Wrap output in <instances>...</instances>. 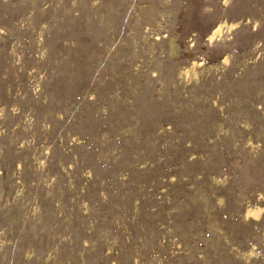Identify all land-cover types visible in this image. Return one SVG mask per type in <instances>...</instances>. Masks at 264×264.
Wrapping results in <instances>:
<instances>
[{"label": "rangeland", "instance_id": "rangeland-1", "mask_svg": "<svg viewBox=\"0 0 264 264\" xmlns=\"http://www.w3.org/2000/svg\"><path fill=\"white\" fill-rule=\"evenodd\" d=\"M0 113V264L264 252V0H0Z\"/></svg>", "mask_w": 264, "mask_h": 264}, {"label": "clouds", "instance_id": "clouds-1", "mask_svg": "<svg viewBox=\"0 0 264 264\" xmlns=\"http://www.w3.org/2000/svg\"><path fill=\"white\" fill-rule=\"evenodd\" d=\"M226 5V4H225ZM236 25L228 26V22L224 21L221 24H218L216 27H214L211 32L206 36V40L208 43L206 44L207 49L214 47L215 42L217 40H227L231 41L233 39V36L231 33L234 31V28ZM255 30V26L253 28ZM197 33H193L192 36L188 38V47L189 48H196L198 41L196 39ZM259 46V45H257ZM207 52V51H206ZM199 58L193 59L190 63V65L184 66L181 68L180 72L178 73V78L187 81L188 83L191 82L193 78L198 79L200 72L198 69L204 68L205 65H207L208 57L206 55H197ZM233 55L231 52H226L219 63L220 65L224 66H230L232 62ZM256 59H259V54L257 55ZM218 68V66H217ZM191 73V76L186 77L185 73ZM155 75V73H153ZM94 98V97H92ZM2 115V113H0ZM75 139V138H74ZM22 146V145H21ZM17 167L19 168L20 165L18 164ZM71 167V165H69ZM175 180V177L172 178ZM222 199V197H221ZM258 199H264V194H260L258 196ZM261 214H264V207L260 205L252 206L251 204L246 208L244 212V219L247 221L249 219L260 221ZM237 252V259H242L244 264H252V261L254 259H259L261 256H264V252H262L260 249H258V246L256 244H252L247 250H235ZM35 255L34 251H26L25 257L28 259H31V257Z\"/></svg>", "mask_w": 264, "mask_h": 264}, {"label": "snow or ice", "instance_id": "snow-or-ice-1", "mask_svg": "<svg viewBox=\"0 0 264 264\" xmlns=\"http://www.w3.org/2000/svg\"><path fill=\"white\" fill-rule=\"evenodd\" d=\"M223 2H224V4H229V3H231V0H223Z\"/></svg>", "mask_w": 264, "mask_h": 264}]
</instances>
